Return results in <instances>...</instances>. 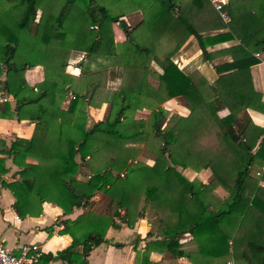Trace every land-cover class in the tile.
<instances>
[{"label":"trees","instance_id":"trees-1","mask_svg":"<svg viewBox=\"0 0 264 264\" xmlns=\"http://www.w3.org/2000/svg\"><path fill=\"white\" fill-rule=\"evenodd\" d=\"M182 1L0 0V91L14 100L0 102V116L33 121L29 137L16 136L8 144L0 139V152L18 166V177L1 184L11 191L18 216L39 213L44 200L68 213L73 206L90 205V196L99 191L110 222L117 217L131 225L148 216L146 235L159 237L150 238L146 248L153 245L175 256L190 243L192 250L209 255L211 264H264V186L259 184L264 168L260 177L249 173L254 157L264 160V128L246 112L249 106L264 111L249 71L258 61L254 52L264 47V0H225L219 9L210 0L181 6ZM136 9L142 17L129 27L122 16ZM112 23L122 30L121 41L113 39ZM23 37L30 48L16 59ZM225 40L232 43L206 48ZM187 44L200 49L204 61L229 59L208 66L209 73L179 68L172 55ZM80 53L74 75L65 67ZM37 63L44 76L30 85L23 71ZM115 74L118 86L108 88L107 79ZM149 74L158 80L156 86ZM173 96L184 100L186 112H172L163 125L161 103ZM102 101L109 102L107 116L86 128L85 105ZM143 107L150 109L147 118H134ZM223 108L227 112L219 115ZM143 142L150 164L135 158ZM83 159L98 162L90 165L85 190L72 184ZM177 165L206 168L212 177L188 179ZM6 170L0 156V174ZM216 184L227 191L220 204L209 195ZM55 222L62 223L60 230L71 242L43 254L46 259L87 264V252L105 240L101 227L82 213ZM182 233L190 240H181Z\"/></svg>","mask_w":264,"mask_h":264},{"label":"crops","instance_id":"crops-1","mask_svg":"<svg viewBox=\"0 0 264 264\" xmlns=\"http://www.w3.org/2000/svg\"><path fill=\"white\" fill-rule=\"evenodd\" d=\"M216 31L218 30H212L210 33ZM231 43L232 40H225L208 45L206 48L209 51H215L217 48L225 47ZM185 46L182 47V49H178L172 55L173 61L179 68L189 69L196 67L204 71V73H209V68H211L213 63H216L220 60L229 59V55H221L215 56L212 60L204 61L200 58V49H188V47ZM254 55L258 58V61L251 64L249 67L251 81L253 88L260 93V100L264 102V47L260 51L254 52ZM81 57L82 53L71 55L65 67L66 71L74 75H78L79 67L76 65V61H78ZM43 76L44 69L39 63L25 68L23 71V77L30 85L40 81ZM110 79L113 78L109 76L106 86H108ZM1 94L9 95V93L5 91H0V95ZM70 96L71 94L68 91L65 97L61 100L59 104L60 107L65 108L67 106ZM177 97L178 96H173L163 101L161 105L164 107V103L166 101L175 100ZM6 101H9L12 105L14 100L11 96V98L7 99ZM107 103L108 102L106 101H102L96 107L88 104L85 105L86 128H88L93 122L104 119L107 115L105 112L106 107L104 109V113H101L100 117H97V115H93L95 117H91L88 115V110L91 108L92 113H94L96 112L95 110ZM182 108L183 109L177 110L176 112L185 113V106L182 105ZM135 111L133 112V117L138 118L134 115ZM226 112V108H223L218 111V114L222 115ZM246 112L253 124L264 128V111L259 110L254 106H249L246 108ZM32 129V120L25 118L17 119L14 115L12 117L0 116V139L4 140L5 144H8L9 141L16 136L29 137L31 135ZM258 140L259 138L254 144L252 151L255 150ZM3 147L4 146L0 144V151ZM0 156L4 157V166L7 168L5 172L0 174V243L4 244L8 249L14 252L17 251L18 246L22 243H36L39 247L40 254L38 260L34 264H68L65 260L60 258L46 259L43 257V254L49 252L53 254L57 250L66 247L71 242V236L67 232L60 230L62 223H56L55 220L65 217L74 218L80 213H82V217L84 219L95 223L98 225V227H101L100 229L102 231L103 237L105 238V240L93 246L87 252L85 255L87 264H211V257L209 255H204L192 250L190 243H184L182 248L178 250V253L175 256H172L167 250H159L158 248L153 247V245H151L152 247L146 248L145 243L150 238L159 237L157 235H146V232L150 226L148 216L143 215L141 217H137L131 225H127L125 222L120 221L117 217H114L113 221L110 222V217L107 214H104L99 208H95L97 206V198H105L99 191H95L90 196L89 200H91L93 203L86 206H73L68 213H63L61 207L55 202L44 200L41 203V209L39 213L18 216L12 206L14 197L11 191L6 186L1 184L2 179L7 180L18 177V173L16 172L18 166L12 162L10 156L2 154L1 152ZM74 159L76 161H80V154L76 153ZM84 159L81 161L79 171L72 181V184L79 186L82 189L85 187L83 185L84 177L80 171V168H83L84 166L86 170L87 168H90V165H96V160H91L90 162L88 161L89 163H87L84 162ZM136 159L142 160L149 164L153 162V159L147 154L145 158L139 157ZM26 160L33 161L34 159L30 156H27ZM249 168V173L253 177H260L264 168V160L258 156L254 157ZM176 169H178L188 179L197 178L202 182H208L212 177L211 172L206 168L194 170L189 166L181 167L177 165ZM86 176H88V173ZM259 184L264 186V180H259ZM209 195L216 204H220L227 195V191L221 184H216L209 192ZM180 237L181 240L184 241L190 240V234L188 233H182ZM117 242L121 244L118 246L115 245ZM76 248L77 250H80V245H78ZM182 249H184L185 253H181ZM148 260L151 262H148Z\"/></svg>","mask_w":264,"mask_h":264},{"label":"rangeland","instance_id":"rangeland-1","mask_svg":"<svg viewBox=\"0 0 264 264\" xmlns=\"http://www.w3.org/2000/svg\"><path fill=\"white\" fill-rule=\"evenodd\" d=\"M188 0H183L180 5L184 6L186 4ZM142 17V13L140 10L136 9V10H132L129 12H126L122 18L123 20L129 25V27L133 26L134 24H136ZM214 33V32H213ZM112 37L115 41H121L120 39H123V33L122 30L120 29V27L118 25H116V23H112ZM27 42H30V40L28 38L23 37L22 39H20L19 42V46L17 48V52L19 53L18 55H16V59H20L23 57H26L27 54L25 53L26 49L30 48V44H27ZM185 47H188V49H194L192 48V46H189V44H187ZM193 63V62H191ZM118 70V68H117ZM116 75V76H115ZM114 76H111L113 79H110L109 83H108V88H116L118 86L119 83V77L118 74H115ZM148 80L150 81V83L154 86L157 85L158 80L156 78H154L151 74H149L148 76ZM117 78V79H115ZM164 108L166 110V117L164 119V123L165 121H167V119L169 118V116L171 115L172 112H176L177 110L183 109L182 105H184V100L181 97H177L175 100H168L164 103ZM106 107V114H108V109H109V102L107 104H104L102 107H100L99 109L95 110L96 112L92 113V109L90 108L88 110V115H90L91 117H95L93 115H97V117H100L101 113H104V109ZM150 112L149 108L143 107V108H139L138 110L135 111L134 115L135 117H142V118H147L148 114ZM107 116V115H106ZM163 123V125H164ZM142 146L140 147L139 151H137V153L135 154V158H145L146 154L150 156L149 154V148L147 146V144L145 142H143L141 144ZM95 164H98L97 161H95ZM253 168V167H252ZM80 171L82 172L83 175V179L84 181L87 179L88 176L87 173L89 174L90 168H87L85 170V167L83 166V168H80ZM105 198H97V206L95 208H99L102 211V208L105 204ZM93 201V200H92ZM93 203V202H91Z\"/></svg>","mask_w":264,"mask_h":264},{"label":"built area","instance_id":"built-area-1","mask_svg":"<svg viewBox=\"0 0 264 264\" xmlns=\"http://www.w3.org/2000/svg\"><path fill=\"white\" fill-rule=\"evenodd\" d=\"M215 8L219 9L223 0H210ZM222 18H226L224 12H220ZM12 95L1 94L0 101H6ZM40 250L36 243H22L18 246L17 251L8 249L0 243V264H34L39 257Z\"/></svg>","mask_w":264,"mask_h":264}]
</instances>
